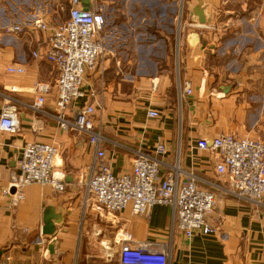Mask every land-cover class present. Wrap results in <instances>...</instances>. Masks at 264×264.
<instances>
[{
    "label": "crops",
    "instance_id": "crops-1",
    "mask_svg": "<svg viewBox=\"0 0 264 264\" xmlns=\"http://www.w3.org/2000/svg\"><path fill=\"white\" fill-rule=\"evenodd\" d=\"M128 1L103 0L109 11L102 30L107 50L85 72L84 95L72 100L67 112L93 101L91 90L101 100L94 128L103 135L101 146L115 174L129 172L135 150L153 151L161 138L166 151L159 155L160 175L165 163L176 160L196 175L198 185L214 193L209 221L217 231L187 238L171 229V208L165 204L154 205L148 215L83 205L81 182L94 145L86 133L62 128L53 117L57 70L44 55L48 30L3 28L33 17L65 20L69 0H0V110L15 103L20 123L16 132H0V264H120L124 244L151 251L166 247L168 264H264V204L228 192V176L215 171L218 154L196 146L197 139L222 132L264 140V0H202L205 24L190 10L197 0H186L179 35L176 29L171 35L135 27L136 16L124 11ZM10 65L24 71H9ZM37 81L50 84L38 109L32 106ZM185 82L189 93L182 90ZM150 109L159 115L148 116ZM34 140L57 147L52 173L64 189L32 183L16 200L3 189L17 171L24 144Z\"/></svg>",
    "mask_w": 264,
    "mask_h": 264
},
{
    "label": "built area",
    "instance_id": "built-area-1",
    "mask_svg": "<svg viewBox=\"0 0 264 264\" xmlns=\"http://www.w3.org/2000/svg\"><path fill=\"white\" fill-rule=\"evenodd\" d=\"M87 2L84 5L82 0H69L68 17L62 21L50 22L33 17L9 22L3 27L6 32H19L26 26L48 30L44 55L57 70L56 111L53 117L62 128L73 127L86 133L94 145L88 175L81 182L83 205L93 202L107 211H121L128 207L134 214L148 215L154 205L165 204L171 208V229L181 230L187 238L196 232L205 235L216 233L217 227L209 221L215 205L214 193L200 187L197 176L184 171L177 160L165 163L166 172L160 175L164 161L159 155L166 151L161 138L157 139L153 151L135 150L129 172L115 174L101 146L103 135L94 128L93 115L101 108L102 102L94 97L93 90L90 91L93 101L75 108L72 115L68 114V104L84 95L82 84L85 72L96 67L107 50L106 36L102 30L108 20V4L103 0ZM180 12L178 35L181 34L182 6ZM32 53L39 55L37 50ZM7 69L12 72L24 71L22 65H10ZM100 72L103 73L102 67ZM34 88L38 94L32 106L38 109L50 84L37 81ZM182 90L189 93L190 84L185 82ZM147 113L150 117L159 115L155 109ZM19 127L16 104L8 102L0 110V132H16ZM196 146L212 149L218 154L215 171L218 175L228 176L231 185L228 192L241 200L264 204V140L222 132L211 138L197 139ZM56 153L57 147L51 142L27 141L17 160V171L11 175L3 192L10 194V188L14 187L12 195L19 200L23 197L24 187L32 183L51 185L63 191V181L52 173ZM168 256L166 247L151 251L144 245L124 244L119 251V263L168 264Z\"/></svg>",
    "mask_w": 264,
    "mask_h": 264
},
{
    "label": "rangeland",
    "instance_id": "rangeland-1",
    "mask_svg": "<svg viewBox=\"0 0 264 264\" xmlns=\"http://www.w3.org/2000/svg\"><path fill=\"white\" fill-rule=\"evenodd\" d=\"M128 3L123 6L125 8L124 11L136 16L135 19L137 21H132L131 23H135V27L140 28V30H146L151 27L160 28L173 35L178 27V19L181 13L180 7L182 6L183 13L186 0H129ZM133 3L135 6H133ZM180 29L183 31L182 22ZM160 44L154 46V51L158 49L159 53L162 50ZM149 48H151V45H149Z\"/></svg>",
    "mask_w": 264,
    "mask_h": 264
},
{
    "label": "water",
    "instance_id": "water-1",
    "mask_svg": "<svg viewBox=\"0 0 264 264\" xmlns=\"http://www.w3.org/2000/svg\"><path fill=\"white\" fill-rule=\"evenodd\" d=\"M204 9L205 6L202 0H197L196 3L190 7V10L196 15L197 23L199 24H205L207 21L206 13ZM10 192L11 193L14 192V187L10 188ZM42 232H44V230H42ZM1 253L2 252L0 251V255Z\"/></svg>",
    "mask_w": 264,
    "mask_h": 264
}]
</instances>
